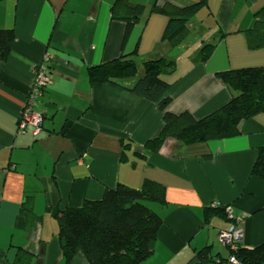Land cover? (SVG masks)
<instances>
[{"label":"crops","instance_id":"1","mask_svg":"<svg viewBox=\"0 0 264 264\" xmlns=\"http://www.w3.org/2000/svg\"><path fill=\"white\" fill-rule=\"evenodd\" d=\"M115 1L0 4V30L16 35L10 56L0 61V264H14L19 249L32 255L31 264H66L53 210L79 208L107 189L141 188L146 181L165 188L166 202L153 206L164 224L143 264H194L208 246L211 264H220L231 252L221 240L226 232L241 231L247 247L264 243V182L251 176L264 146V114L242 123L239 137L196 146L173 140L155 154L145 143L160 133L162 116L129 90L144 75L145 62L167 58L176 63L168 77L174 114L202 119L221 108L234 92L219 73L264 66V49L251 50L243 33L254 26L264 0H208L178 47L163 41L168 18L153 8L197 0H128L145 7L128 33L124 22L112 20ZM206 44L215 51L200 64L196 58ZM121 56L137 63V77L92 87L89 68ZM41 63L49 65L50 79L37 106L43 129L21 133L19 118ZM29 197L40 219L27 228L21 207ZM217 203V209L230 207L232 218L225 213L205 223L206 210ZM71 264L89 262L77 255Z\"/></svg>","mask_w":264,"mask_h":264},{"label":"trees","instance_id":"2","mask_svg":"<svg viewBox=\"0 0 264 264\" xmlns=\"http://www.w3.org/2000/svg\"><path fill=\"white\" fill-rule=\"evenodd\" d=\"M7 1L12 0H0V4ZM207 6L208 0H197L186 7L173 4L154 6L153 13L168 18L163 41L172 47L182 44L190 34V20ZM144 12V6H134L128 0H116L111 9L112 20L124 22L127 33L140 23ZM255 18L254 26L243 33L248 47L257 51L264 49V6L255 14ZM15 40L13 29L0 30L1 62H5L10 56ZM214 51L215 45H204L196 62L208 63ZM138 70L133 59L121 56L112 62L90 67L89 83L92 87L105 84L121 86L122 81L137 77ZM175 73L174 60L159 58L147 61L144 63V75L129 89L133 94L154 104L162 116L160 133L145 143V148L151 153L159 154L173 140L185 146H196L239 137L242 123L264 114V66L219 73L218 79L234 92V97L202 119H196L190 113L174 114L170 110L172 98L169 90L172 86L168 77ZM49 84L41 89L33 107V112L41 114L43 118L40 131L43 129L44 113L38 111L37 106ZM20 121L21 117L18 127ZM251 176L264 182V146L258 150ZM165 202V188L155 182L146 181L141 188L120 184L114 189H107L102 199L87 200L79 208L53 210L66 264H71L77 255H83L89 264H143L153 255L159 230L164 224L153 206L163 205ZM223 208L207 209L205 223L208 224L216 216L224 218L228 207ZM21 215L26 220L27 228L40 219L33 210V197L27 198L22 204ZM229 247L231 252L228 260H220V264L230 261L231 258L239 264H264V243L258 247H247L241 240L235 241ZM212 250L208 246L199 251L194 264L213 263L215 257ZM31 261L32 255L19 249L14 264H31Z\"/></svg>","mask_w":264,"mask_h":264},{"label":"built area","instance_id":"3","mask_svg":"<svg viewBox=\"0 0 264 264\" xmlns=\"http://www.w3.org/2000/svg\"><path fill=\"white\" fill-rule=\"evenodd\" d=\"M49 83L48 68L45 66V63H41L34 68V85L32 86V91L27 98L26 107L21 115V124L19 127L21 133L26 132L30 126L34 128V134L41 132L40 128L42 127L43 118L41 114L33 112V107L35 105V98L40 94L41 89L46 88ZM213 207L219 208L221 205L217 203ZM226 213L232 218V209L230 207L227 208ZM241 236V231L226 232L221 237V240L223 243L231 246L235 241H241ZM229 262L230 264H239L234 258H231Z\"/></svg>","mask_w":264,"mask_h":264},{"label":"rangeland","instance_id":"4","mask_svg":"<svg viewBox=\"0 0 264 264\" xmlns=\"http://www.w3.org/2000/svg\"><path fill=\"white\" fill-rule=\"evenodd\" d=\"M24 111V110H23ZM23 113V112H22ZM39 134V133H38Z\"/></svg>","mask_w":264,"mask_h":264}]
</instances>
